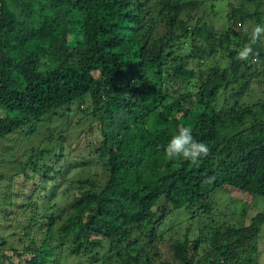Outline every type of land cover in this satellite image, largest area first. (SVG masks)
<instances>
[{
  "label": "trees",
  "instance_id": "16d2710c",
  "mask_svg": "<svg viewBox=\"0 0 264 264\" xmlns=\"http://www.w3.org/2000/svg\"><path fill=\"white\" fill-rule=\"evenodd\" d=\"M217 1L0 0V264H259L264 207L235 226L208 197L264 203V40L236 58L264 0H226L221 26ZM66 119L89 122L83 149L56 139ZM181 126L210 149L196 164L164 156Z\"/></svg>",
  "mask_w": 264,
  "mask_h": 264
},
{
  "label": "rangeland",
  "instance_id": "374dc122",
  "mask_svg": "<svg viewBox=\"0 0 264 264\" xmlns=\"http://www.w3.org/2000/svg\"><path fill=\"white\" fill-rule=\"evenodd\" d=\"M233 1L237 2L238 4L242 2V0H240V1L239 0H233ZM246 3L249 4L248 2H246ZM208 4L210 6V3H208ZM216 5H217V7L215 8L214 14H212L210 16L209 21L215 25L221 26L225 22V18L228 14V3L226 0H218ZM249 5L254 8L256 4L252 3ZM249 5H248V7H249ZM253 90H254V92L252 95V97H253L252 101L260 100V98H262L263 95L259 92V86H257L256 83L253 84ZM66 121H67V119L61 123H58V124L52 123V127L57 128V130L59 131L58 135L56 136V139L59 140L60 137L63 136V142H64V146L66 149V153H68V151H69V149L67 147H70V146L73 147L74 144L76 145V147L81 146V149H83L84 146H82V145L86 144V142L82 139L78 140V138H80V136L82 135V130H85L87 128L89 122H83L80 126L75 127L72 130H67ZM63 124H64V126H63ZM97 136H99V135H97ZM90 137L91 136H88L89 139H90ZM82 138L86 139L84 137H82ZM92 139H93V137H92ZM18 141H19L18 139H15V140L12 139V140H9V142L7 141V142L1 143V144L4 147H8L9 144H11V146L14 148L13 155L19 154L21 156V154L23 152L20 149L21 144H19V145L14 144V142H18ZM44 146H45V144H44ZM49 147L54 148V143L49 145ZM81 149H79V151ZM90 151H91L90 148H87V149H84L82 152L85 155H89ZM0 159H1L0 163H1L2 159L6 160V157L2 154L1 151H0ZM5 167H6V170L4 171L5 173H10L12 171V168L10 166H8L7 164H5ZM17 182H21V181L17 180ZM19 188L21 190V195H23V197H21V198L10 197L9 198V200L11 201V205L13 203L12 207H13L14 211L12 213H15L17 215H21L20 212H22L24 214L25 211L22 210V205H25V204L27 205L30 202H32V203L37 202L35 194H33L27 190L21 189L20 186H19ZM208 198L211 202H213V220L216 222L226 221L231 225L234 224L235 226H237V223H241V224L243 223V224H245V226L250 225L251 220L254 217V215H256L257 213L262 211L263 207H264V203L261 202V200H258L256 202V206H254V203H253L251 197L242 196L239 193L230 194L226 188H224L222 190L215 191ZM41 202H39V203L42 204ZM44 202L48 203L47 201H44ZM3 203L5 204V202H3ZM8 203L10 204V202H8ZM55 204H57L58 207H61L65 204V201H63L61 199H57V200L55 199L50 205H41L42 209L39 212L40 217H42V219H43L46 216L47 206H55ZM1 205H3V204H1ZM2 210H5V209L3 208ZM244 211H247V213L245 215H242V213ZM8 219H10V218H8ZM173 222L178 224V223H180V220L179 219H173L172 224H174ZM60 223L61 222H59V224ZM212 223H213V221L209 220V218H207V217L203 220V225H206V224L210 225ZM8 224H10V223H8ZM180 225H183V224H180ZM11 227H12V225L9 226V229H12V231H13V229L15 230V228H13V227L11 228ZM183 227H184V225H183ZM4 230H7V229L0 226V237L6 236V234H3ZM260 241L263 245L261 246L260 252H259V264H264V232L261 234ZM6 252L9 254V256L12 257V260L15 264H29V262H28V260L30 259L29 256L28 257H19L18 255L14 254V252L12 250H9L7 248H6ZM75 262H76L75 259H69L65 263L61 262V264H76ZM7 264H9V263H7Z\"/></svg>",
  "mask_w": 264,
  "mask_h": 264
},
{
  "label": "clouds",
  "instance_id": "9594fccd",
  "mask_svg": "<svg viewBox=\"0 0 264 264\" xmlns=\"http://www.w3.org/2000/svg\"><path fill=\"white\" fill-rule=\"evenodd\" d=\"M247 31V29H246ZM264 40V24L255 25L249 34L248 42L237 50L236 58L240 61H248L252 57L256 60L258 54L254 53V46ZM191 126H181L167 145L164 146V156L168 160L182 158L192 164H196L202 157L209 155L210 149L203 142H198L192 135ZM212 178H209L211 180Z\"/></svg>",
  "mask_w": 264,
  "mask_h": 264
}]
</instances>
